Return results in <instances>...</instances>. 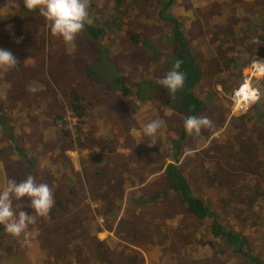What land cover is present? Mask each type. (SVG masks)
<instances>
[{
  "label": "rangeland",
  "instance_id": "1",
  "mask_svg": "<svg viewBox=\"0 0 264 264\" xmlns=\"http://www.w3.org/2000/svg\"><path fill=\"white\" fill-rule=\"evenodd\" d=\"M90 1L99 11L95 13V8L93 10L92 6L89 7L91 22L85 24L73 47V45L65 44L62 39L53 37L38 11L28 12L23 6V0H0V16L5 20L4 22L0 21V49L11 51L18 61L17 68L7 73L0 71V97H3L0 100V114L9 123V127L14 130L12 133L14 140L21 145L23 149L21 152L29 160V162H25L20 154L10 155L9 151L0 152V175L5 174L6 178H14L17 182L23 181L31 175L36 178L38 183H48L53 191L55 204L60 203L58 207L61 208V212L60 214L56 213V216L60 215L61 231L64 225L67 226L64 232L68 231L70 227L72 228V219L74 218H70V204L66 205L63 202L74 200L75 203H78L83 191L87 196L89 195L92 202L96 197L93 194L96 186L110 189V184L107 181L111 177H114L112 181L119 177L118 182L111 184L112 189L104 190L102 194L116 199L121 195L120 192L123 191V187L127 185L130 178L122 173L125 160L123 161L120 158L121 153L119 155L117 152V149L122 148V144L124 145V140L121 141L118 138L113 128L108 127V134L106 133L103 137L100 131L88 134L90 131L98 130L94 128L96 127L94 122H92V126H89L91 121L89 117L94 116V113L93 106L90 105L87 98L92 95L93 81L101 84L97 94H110L111 96L114 95V92L118 93L119 86L127 88L125 94L118 93V97L121 101L125 100L126 105L120 114L122 124L123 117H126V124L123 126H129L131 121L145 122L146 117L142 119L145 109L136 111L140 105L139 102H134L135 99L140 101L143 98L142 94H145V99H149V95L155 98L162 91L160 99L164 100L163 95L169 98L167 89L160 90L162 86L159 84V80L172 69L169 63L170 48L167 43L169 26L158 12L160 5L166 0H129V3L128 0H124L126 4H122L123 11L120 16L124 24H120L117 28L112 26L110 31L105 28V18L108 20V16L113 17V5L107 0ZM217 1L227 2V0ZM243 1L246 3L251 0ZM183 4V7L180 6ZM175 5L169 8V13L174 16L187 14L188 10L197 12L194 10L195 8L192 9L193 5L188 0H180V3ZM229 9V12L226 13H235L236 6H231ZM190 12L187 14L188 16L193 15ZM92 15L96 19H91ZM188 16H185L186 22L179 16L178 18L182 20L183 29L188 30L190 46L199 57L200 76L204 77L207 82L200 90V94L215 93L216 95L213 97L215 104L226 108V110L219 112L214 106V110L209 112L206 104H203L199 113L212 121V127L202 129L198 135V146H196L199 147L202 144V150L187 157L181 165V170L189 180L191 179L192 187L186 180L188 188L213 212L216 216L215 221L221 224L220 226L224 230L240 234L245 239V244L238 252L240 255L234 250L225 248L222 241L210 237L208 233L209 221L198 222L191 219L185 213L182 203L175 195L169 193L168 199L162 197L158 201L152 202L153 205L160 206L158 210L162 212V218L159 216L160 213H158L159 215L152 213L147 206H138L132 210L126 208L121 221L117 223L108 212H105L106 207L104 206L105 216L103 217L109 216L102 221L103 227H106L107 222H110L111 225L114 223L113 226L117 227L119 234L105 231V234H100L102 236L100 241L104 243L105 237L120 241L110 243L108 246L104 243L103 250L97 246L103 253L101 255L103 260L107 259L105 263L246 264L243 252L260 256L264 261V146L261 150L259 147L252 148L251 150L254 151L247 160H238L237 153L239 152H231L232 147L222 143L232 138L233 128L236 125L245 122L244 114L253 111L249 110L252 103L246 108L239 106L240 102L237 101V96V105H235L231 100L233 92H236L240 85L245 84L246 80L251 89L255 90L251 85L252 79L255 80L256 85L264 86V75L258 74L253 69L252 61L240 72L243 82L227 84L226 91H224L216 77L226 70L212 64L217 35L204 32L202 39H198L199 33L189 28L194 22L188 25L190 22L188 19L191 18ZM199 18L205 22V18L200 16ZM125 23H129V25L125 26ZM212 23L211 21L210 24ZM7 31L5 39H3L2 35ZM86 31L91 35V38L88 37L90 40L87 38ZM222 33L227 35V31L224 29ZM104 43L107 44L104 47L106 50L98 47ZM95 47L100 50H96ZM107 49L110 50V53ZM205 51L208 52L206 61L204 59ZM101 64H104L105 69L101 68ZM28 66L34 67L36 73L31 74L26 71ZM117 76L123 78L121 84H116ZM228 76L230 78L231 75ZM12 79L16 80L13 88L17 94L8 93V102L2 91L8 88ZM137 80L140 84H134ZM27 84L36 86L37 91L35 87L32 88ZM113 85L117 86L116 90L112 88ZM249 87L246 86L244 90L241 89L236 93L239 95L247 92L248 94H245L243 98L246 103L252 96ZM70 94L75 95L79 101L83 100L87 108L88 114L81 124L80 133L77 131L78 121L67 108L70 103ZM15 95L18 98L22 97L24 102L19 101ZM260 98L259 105L264 101V96L262 95ZM22 106L29 107L30 116L27 118L28 115L25 114L24 117L19 118L18 124H13L14 117H18L17 113H21ZM47 106H49V110H47ZM161 106L163 105L161 104ZM161 106L159 105V107ZM6 114L8 115L5 117ZM59 116L61 118H58ZM173 121L178 124L180 118L173 116ZM106 123L110 124V120H105L100 126H106ZM61 127L69 129L68 138L62 135ZM18 129L26 135H18ZM258 129L255 128L251 133L254 136L258 132L260 134ZM176 131L177 128L175 134ZM214 132V136L211 137ZM15 134L17 135L15 136ZM246 135L247 133L244 134V137ZM98 139L99 141H97ZM185 148L192 151L194 145H186ZM245 149L244 146L239 147L240 152L247 154ZM145 150L151 151V148ZM181 154L179 153V156ZM73 159H75L74 162H72ZM161 161L165 162V160L157 162L155 159L154 163L148 165L146 173L155 175L159 171L158 167L163 168ZM104 166L108 171L102 170ZM53 176L63 179L61 183H56V189H60L57 192L53 188ZM0 188H2L1 184ZM136 192L138 193V191ZM23 200L28 205L29 201ZM164 200L169 202L168 215L164 212L165 204H161V201L164 203ZM29 211L33 210L29 207ZM53 217L55 214L51 211L48 218L53 219ZM166 218L171 219L168 229ZM133 219H135L134 223L131 222ZM142 222H145L144 227H149V231L145 232L146 230L140 227ZM68 224L70 225L68 226ZM97 229L95 226V230ZM2 231L0 230V252L5 253L11 249L7 252L10 254L8 256L19 258L25 250L22 240H18L16 237L13 240L12 248L5 247L6 237H11V234L6 231L2 233ZM64 232L60 234L62 243H66ZM27 233L23 234L28 235ZM48 234L49 232L46 231L45 235ZM26 239L28 238L25 236L24 240ZM36 241L38 240L36 239ZM164 241L166 242L163 243ZM62 247L67 248L63 245ZM70 248L72 250L67 252L71 255L67 257L68 261H66L64 249H62L58 255L51 256L53 262L57 263L59 257L61 259V255H64L61 264H82L81 261L79 262V255L76 254V246L72 245Z\"/></svg>",
  "mask_w": 264,
  "mask_h": 264
},
{
  "label": "crops",
  "instance_id": "2",
  "mask_svg": "<svg viewBox=\"0 0 264 264\" xmlns=\"http://www.w3.org/2000/svg\"><path fill=\"white\" fill-rule=\"evenodd\" d=\"M121 5L125 4L124 0H121ZM215 0H188V2L193 5L192 9L197 10L198 16L202 17L205 15L209 9L210 6L213 5V2ZM180 3V0L175 1V6H177ZM162 5V4H161ZM160 5V6H161ZM180 6H184L180 5ZM161 8V7H160ZM190 10H188L187 14H189ZM167 13H169V9H167ZM187 14H178L175 16L178 18H182L184 22L187 21L185 19V16H188ZM191 14V12H190ZM3 15V14H2ZM171 15V14H170ZM124 16V15H123ZM191 17V18H189ZM189 23L194 22L192 19V15L188 16ZM216 18V17H214ZM96 19V18H94ZM0 21H5L3 17L0 16ZM213 23L211 24L212 30L208 29V26L206 22L202 20V18H197L195 22L193 23L194 26H189V28H192V30L198 32L199 34L197 35L198 39H202L204 36V32H209L210 31H219L223 32L222 25L223 23V18L220 19H215L212 21ZM184 25H187V23H184ZM228 27V28H227ZM224 31L227 29H232L234 27H231L229 25H226V27H223ZM184 31V29H182ZM186 32L188 30H185ZM85 32V31H84ZM211 34V33H210ZM91 38L90 35L87 34V38ZM88 38V39H89ZM90 40V39H89ZM166 40V39H165ZM107 44L104 43L102 46L98 45V47H102L103 50H106L104 48ZM203 48V47H202ZM96 50H100L99 48L95 47ZM110 53V50L107 49ZM208 56V52L205 51L204 53V59L206 61V57ZM95 67V65H94ZM101 68L105 69L104 64H101ZM133 79V78H132ZM134 82V80H133ZM16 80L12 79L10 84L8 85V88L5 91H2L3 95H7L8 93L11 94H17V91L13 88L15 85ZM134 84H140L139 80H137ZM31 86L32 88L35 87V90L37 91L36 86H32L31 84H27ZM94 88L91 90L92 95L87 98V101L90 103L91 106H93V113L94 116L89 117L91 120L89 122V126H92V122L96 124V131H90L88 132L89 135L94 134V132H101V136H105V134L108 131V127H112L113 131L115 134H117L118 138L124 140V145L122 144V148L119 147L117 149L118 154L120 155V158L125 160L124 163V173L125 176L130 177L127 185L123 187V191L120 192L121 195L117 196L116 199H114L111 196H106L103 193L104 190H111L113 183L118 182V178L115 181H112L114 177L111 179H108V183L110 184V189H104V187L96 186L94 189L95 192H93L96 197H94L93 201L91 202L89 199V195H86V192L83 191L80 195V200L78 203H75L74 200L70 202H63L67 204H70V218L72 219V228L66 232L65 228L67 226L62 227L61 231V218L60 215L56 216V213L60 214L61 208L60 203H54L52 211L55 214V217L53 219L50 218H37L36 222L34 224H31L29 228L25 231L28 232V235H24L23 233L18 237V240H22L23 247H25V250H23L21 256L19 258L16 257H11L8 256L7 252L11 251V249L3 253V251L0 252V264H61V260L63 256L65 255L66 261H68L69 254L67 252L71 251L72 249L70 248L72 245L76 246V254L79 255V262L81 261L82 264H109L105 263V260L102 258V252L101 250L97 247L100 246L101 249H104V243L106 246H108L110 243H117L120 242L119 240H116L115 238L109 239V238H104V243H102V236L100 234H105V231H116V227L110 224V222L106 223V229L102 225V221H104L109 215L106 217L103 213L104 206L106 207L105 212H108L111 214L116 220L117 223L121 221V218L123 217L124 210L127 208L128 210H132L133 208H138V206H147V208H150V211L152 213H160V218H162V212L158 210V207H160L158 204L153 205L152 202L158 201L159 198L165 197L169 198V193H172L173 195L176 196V198L179 200V202L182 203L180 200L179 196L171 191V189L168 187V182L167 178L165 175V169L167 165H174L179 169V173L182 175L184 180L191 183V179L189 180L187 176H185L182 173L181 170V165L183 161L187 158L190 157L191 155H195L198 153V151L202 150L203 146L202 144L198 146L199 142V137L197 136H190L188 134V137L186 138V142L183 143L180 147L183 149V153L178 156V160L176 163L172 161V158L174 156V149L172 146H170V141L172 142L174 137H175V129H181L182 127V116H179L180 122L176 124L173 121V116H175L171 111H169V100L168 101V107L167 106H161L159 103L162 100H159V96L152 98V95H149V99H145L144 96L145 94H142L143 98L140 96V92L138 93L140 96V101H137L136 99L134 102H139V107L136 109V111H142L145 109V115H142V119L146 117L145 122L143 123H135L131 121L129 126H123V124H126V117H123V124L121 122V111L125 109V100L121 101L120 98L118 97V93L120 90H117V92H114V95L110 94H97L99 92V89L101 87V84L94 82L93 81ZM239 85V84H238ZM113 89H117V86L115 87L114 85L112 86ZM126 88V87H125ZM160 90H162L160 88ZM126 91H124L125 94ZM161 92V91H160ZM147 93V92H146ZM149 94V93H148ZM159 94V93H158ZM16 96V95H15ZM17 99L21 102H24L22 97L16 96ZM3 97H0V100H2ZM8 101V99H7ZM9 102V101H8ZM133 102V101H132ZM156 103V105H154ZM158 103V104H157ZM142 104V106H141ZM159 105L162 107H159ZM112 110V111H110ZM11 111H13L11 109ZM35 113V112H34ZM86 116L88 114L87 108H86ZM27 114L29 118V107L24 108L22 106V111L21 113H17L18 117H14L13 124H18L19 123V118L24 117V115ZM8 114L5 115V117ZM2 120L0 119V152H7L9 151L10 155L15 154L13 151V144L11 143V136H13V131L9 126V123L4 120L2 117V114H0ZM139 116V115H138ZM110 120V124L106 123L105 125L100 126L102 122L105 120ZM158 120L160 121V127L157 130L156 134V144L153 146H149L148 143H150L151 138L147 137L143 133V129L146 124H148L151 120ZM150 120V121H149ZM27 123V122H26ZM28 124V123H27ZM132 124V125H131ZM142 125V127H140ZM18 135H26L23 132H21L20 129H18ZM15 134V136L17 135ZM108 134V133H107ZM215 132L211 135L213 137ZM11 135V136H10ZM14 139V137H13ZM145 139L146 141H144ZM198 139V140H197ZM230 139V138H229ZM99 141V139L97 140ZM107 145V143L105 142ZM110 145V144H109ZM186 145H194V149L192 151H188L185 146ZM94 147V145H92ZM98 148V147H97ZM151 148V151H147L145 149ZM190 149V148H188ZM120 151V152H119ZM76 152V150H75ZM77 154V152H76ZM110 154V152H109ZM10 157V156H9ZM108 157V156H107ZM22 158H25V155L22 156ZM95 160V158H93ZM155 159H157V162L159 160H165V162L161 161L163 164V168L160 169L158 167L159 171L155 173V175H150L146 173V169L148 168V165L151 163L155 162ZM75 159L72 160L74 162ZM1 168V166H0ZM205 169V166H204ZM102 170L108 171L106 167H102ZM127 170V171H126ZM113 171V170H112ZM204 172V170H202ZM121 173V172H120ZM128 173V174H127ZM113 174V173H112ZM150 176H152L150 178ZM40 177H44L40 175ZM45 178V177H44ZM43 179V178H42ZM6 181L5 174L0 175V184L3 187L4 183ZM63 181L62 177L58 176H53L52 183H53V188L57 192L60 189H56V183H61ZM186 181L187 185L188 182ZM192 187V185H191ZM190 190V189H189ZM138 191V193L136 192ZM191 195L193 197H198L197 195H193L192 190ZM86 195V196H85ZM93 195V196H94ZM200 199V198H199ZM148 200V202H146ZM142 202H145L144 204H141ZM19 203H22L24 205V208L22 210L26 211L29 214H32L33 211H29V207L26 205L25 201L22 200ZM161 204L164 205V212L168 215L169 214V202L164 200V203L161 201ZM183 205V203H182ZM184 207V206H183ZM184 209V208H183ZM167 219V229L169 228V220L170 218ZM57 220V221H56ZM157 220V219H156ZM56 221V222H55ZM135 219H133L131 222L134 223ZM162 220L160 219V222ZM145 222H142L140 227H142L143 230H146L145 232L149 231V227H144ZM70 224H68L69 226ZM119 226V224H116ZM95 226H97V230H95ZM0 230H4V226L0 225ZM48 231L49 234L45 235V232ZM24 232V233H25ZM64 232L66 236V243H62L60 234ZM94 232H97L96 234ZM100 232V233H99ZM113 232V233H114ZM165 234V233H164ZM33 235V237L31 236ZM25 236L28 238L24 240ZM75 238V240H72ZM16 237L11 235V237H6V244L5 247L12 248L13 246V240H15ZM36 239L38 241H36ZM11 241V242H10ZM164 241L163 243H165ZM21 244V245H22ZM64 247L67 248H63ZM63 250L64 255H61V259L59 257L57 263L51 258L52 255H58L61 253ZM62 252V253H63ZM142 252V251H140ZM67 254V255H66ZM18 259V260H17ZM71 259V258H70ZM69 259V260H70ZM69 263H71L69 261Z\"/></svg>",
  "mask_w": 264,
  "mask_h": 264
},
{
  "label": "trees",
  "instance_id": "3",
  "mask_svg": "<svg viewBox=\"0 0 264 264\" xmlns=\"http://www.w3.org/2000/svg\"><path fill=\"white\" fill-rule=\"evenodd\" d=\"M107 1L113 5V17L111 18L108 16V20L105 18V28H108L110 31L112 26L117 28L120 24H124L120 17L123 8L121 0ZM175 1L176 0H166L158 11L159 16H163L162 18L169 26V38L167 41L171 54L169 63L173 67L176 60H181L182 64L179 71L185 74L183 87L175 94L169 92V98L163 95L164 100L159 103L160 105L162 104L163 106L168 107L167 100H169V110L176 117L182 116V127L181 129H177L176 136L172 142L170 141V146H172L175 151L172 158L174 163L177 162L179 153H183V149H181L182 147L180 146L188 137V133L183 126L184 120L188 116H201L202 113L199 112H201L203 104H206L209 112L214 110V106L219 112L220 110L222 112L226 110V108L219 107L215 104L216 102L213 99L214 95H216L215 93L208 95L205 93L200 94V90L203 89V86H205L207 82L204 77L200 76V68L198 65L199 57L197 52L190 46V35L188 37L187 32L182 30L183 27L181 22L183 19L181 20L174 15L167 13V9L175 5ZM127 2L129 3V0ZM234 5L236 6L235 13H226L229 12V8ZM91 6L94 10L95 7L90 1L89 7ZM98 11L99 9H97L95 13ZM191 12L193 13L192 17L195 22V20L199 18L198 13L193 10H191ZM202 17L205 18L206 24L208 23L207 26L209 27V30H212L210 22L220 18H223L224 24L222 25V28L223 26L226 27V25L234 27L233 30H226V36L217 30L210 31L211 35H217V41L214 43L215 51H213L212 54L214 59L211 58L213 60L212 64L216 67L221 66L226 70L219 73L216 77L217 81L221 84L222 89L226 91L225 87L227 84L231 85L233 82H243L241 81L242 76L240 72L243 68L249 65L250 62L255 59H264V0H251L246 3L243 0H227V2L215 0L213 5L210 6L209 11ZM91 19H94V15L91 16ZM191 23L193 22L191 21ZM127 25H129V23H125V26ZM192 26H194V24ZM90 32L94 33L93 31ZM7 33L8 31L3 33V39H5L4 36ZM86 33L90 35L89 32L86 31ZM92 37H94L93 34ZM253 40H256V42H253ZM257 41H259V44H257ZM14 52L16 51L14 50ZM26 71L31 74L36 73L34 67L31 66H28ZM228 75H231L230 78ZM29 78H31V76H29ZM121 81H123L122 77L119 78L117 76L115 78L116 84H121ZM251 85H253V88L259 93L260 97L262 95L264 96L263 85H256L254 79L251 80ZM118 88L122 93L127 89L123 86H119ZM161 89L163 90V87H161ZM160 94H163L162 91L158 94L159 100H161ZM69 99L70 103L67 108L78 121L77 131L80 133L81 124L87 117L85 113V102L83 100L79 101L73 94L69 95ZM260 100L261 98L252 102L249 110L253 111L251 113L246 112L244 114L246 117L245 122L242 124L240 123L233 128L234 132L232 138L227 140V142H222L223 144L229 145L230 148L232 147V149H230L231 152H239L237 153L238 160H247L250 157V154L254 151L251 150L252 148L259 147L261 150L264 146V101L259 105ZM47 110H49V106H47ZM58 118L61 117L59 116ZM0 119L2 120L1 116ZM255 128H259L258 130L261 132L260 134L258 132L256 136L251 133ZM60 130L64 137H69V129L61 127ZM245 133H247V135L244 137ZM11 138L10 141L13 144L14 153L23 156L24 154L21 152L23 151L21 145L13 139V136H11ZM68 145H70V142H68ZM241 146L246 147L245 150H247V154H243L239 151V147ZM23 160L29 162V160L26 159V156ZM30 164L31 161L29 165ZM165 175L168 187L179 196L183 203L185 213L194 221H209L208 233L210 237L222 241L225 248H228L231 251L234 250V252L239 254L238 252H240L241 247L245 244V239L240 234L224 230L223 227L220 226L221 224L215 221L216 216L206 207L204 202L198 197H193L191 195V191L189 190L186 181L179 173V169H177L176 166L167 165ZM146 202H148V200ZM144 203L145 202L141 201V204ZM109 232L112 231L109 229ZM114 233L119 234L117 229ZM242 254L245 258L244 260L246 261V264H264V261L260 256H255L246 252H243ZM105 261H107L106 258Z\"/></svg>",
  "mask_w": 264,
  "mask_h": 264
},
{
  "label": "clouds",
  "instance_id": "4",
  "mask_svg": "<svg viewBox=\"0 0 264 264\" xmlns=\"http://www.w3.org/2000/svg\"><path fill=\"white\" fill-rule=\"evenodd\" d=\"M89 5L90 0H23V6L28 12L38 11L53 37H58L73 47L85 24L91 22ZM17 64L18 61L11 51L0 49V71L7 73L17 68ZM181 64V60H176L172 69L159 80V84L172 94L181 89L185 82V74L179 71ZM252 67L258 74L264 75V59H255ZM259 98V93L254 92L250 101L254 102ZM183 126L190 136H197L202 129L212 127V121L207 116H188ZM159 127L158 120L145 125L143 133L151 138L149 146L156 144ZM23 199L29 201L27 206L33 210L32 214L22 210L24 205L19 202ZM54 203V194L48 183H38L31 175L20 182L14 178H6L3 187L0 188V225L4 226L7 233L19 237L38 217L48 218Z\"/></svg>",
  "mask_w": 264,
  "mask_h": 264
},
{
  "label": "built area",
  "instance_id": "5",
  "mask_svg": "<svg viewBox=\"0 0 264 264\" xmlns=\"http://www.w3.org/2000/svg\"><path fill=\"white\" fill-rule=\"evenodd\" d=\"M246 83H248V81L246 80ZM250 91H252V95H253V93L255 92V90L254 89H251ZM236 93L235 92H233V94H232V101H234V104L235 105H237L236 104ZM252 97V96H251ZM250 103H252V101H250V98H248V103H246V101L244 100V99H242L241 101H240V103H239V106H244L245 108L250 104ZM246 105V106H245Z\"/></svg>",
  "mask_w": 264,
  "mask_h": 264
},
{
  "label": "bare ground",
  "instance_id": "6",
  "mask_svg": "<svg viewBox=\"0 0 264 264\" xmlns=\"http://www.w3.org/2000/svg\"><path fill=\"white\" fill-rule=\"evenodd\" d=\"M248 86L249 87V83H245V84H242V85H240V87L238 88V90L235 92V93H237V92H239L241 89H243L244 90V87H246V86ZM251 90V88L249 87V91ZM243 92H245V91H243ZM245 94H248L247 92H245V93H240L239 95H237V101H241L244 97H245ZM245 100V99H244ZM248 102V101H247Z\"/></svg>",
  "mask_w": 264,
  "mask_h": 264
}]
</instances>
